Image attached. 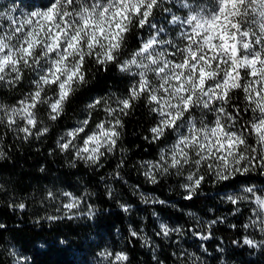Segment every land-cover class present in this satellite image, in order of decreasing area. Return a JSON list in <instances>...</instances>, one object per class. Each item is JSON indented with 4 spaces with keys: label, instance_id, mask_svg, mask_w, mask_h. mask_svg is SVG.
<instances>
[{
    "label": "clouds",
    "instance_id": "obj_1",
    "mask_svg": "<svg viewBox=\"0 0 264 264\" xmlns=\"http://www.w3.org/2000/svg\"><path fill=\"white\" fill-rule=\"evenodd\" d=\"M220 17L228 44L235 47L216 54L203 41ZM194 31L202 35L187 43ZM214 43L220 47L224 41L217 37ZM189 49L198 53L197 70L193 64L182 67L191 58ZM200 67L208 73L203 87ZM125 78L127 91L118 93L115 80ZM142 102L152 121L142 139L157 145V158L129 162L139 145L124 143L125 118ZM101 112L103 119L82 136ZM9 135L15 149L5 143ZM49 139L54 147L47 156L62 160V176L46 163L32 174L23 164V171L17 170V152L41 153ZM109 159H115L114 169L98 176L100 191H90L89 177ZM132 169L176 200L141 191L126 179ZM26 180L36 189L35 198L9 200L7 207L35 216V232L24 252L25 241L0 222V264H32L33 256L38 264V257L53 249L67 251L74 264H165L169 251L168 264H264V0H0V197L25 187ZM65 181L84 186L85 195L64 190ZM116 181L142 205L183 213L199 231L169 223L156 207L150 215L157 239L146 230L147 215L140 216L144 223L137 229L128 219L136 206ZM89 197L100 203H88ZM105 197L114 207H104ZM184 202L214 218L181 207ZM43 204L49 214L37 215ZM216 205H231V211L216 215ZM53 207L61 214H51ZM244 209L247 218L238 225L231 217ZM65 217L81 226L80 247H68L76 237L66 232L49 239L40 225ZM218 225L232 232H214ZM133 238L139 247H126L125 240Z\"/></svg>",
    "mask_w": 264,
    "mask_h": 264
},
{
    "label": "trees",
    "instance_id": "obj_2",
    "mask_svg": "<svg viewBox=\"0 0 264 264\" xmlns=\"http://www.w3.org/2000/svg\"><path fill=\"white\" fill-rule=\"evenodd\" d=\"M42 2V0H40ZM141 35L145 36L147 33L144 30H141ZM99 78V77H98ZM105 79L108 81V83L113 82V77L109 76L108 74H105ZM108 83L104 84V87L101 89H98L101 94H103L108 87ZM115 83L118 85V88L116 89L119 93L120 89H123L125 92L127 91L126 84L127 79L123 80H115ZM235 104H239L240 101L237 99L234 101ZM231 110V109H230ZM146 111L143 107V102L141 103L140 107L137 109L135 115L131 118H125V137H124V143L127 144L130 148L134 145L138 144L139 147L135 148L132 152V160L129 162L134 161L135 159H156V152H157V145L149 144L147 141H144L142 139L143 135H146V128L148 123H151L152 121H148L146 119ZM244 115V113H242ZM103 119V114L101 113H94L93 121L90 122L89 128L86 129V132L83 135H86L93 127L97 120ZM155 117H153L154 121ZM75 125L72 123H69L67 127L71 128ZM65 125H61V128H64ZM133 133H137V135L133 136ZM172 137L169 136L168 140L171 141ZM6 145L8 147H11L15 149V144L13 143L12 137L9 135L7 139L5 140ZM164 144V141H161V145ZM54 147V144L52 142V139H49L48 144L43 145L41 147V153H33L30 150L27 151L24 156H20V153L17 152V157H19L16 168L19 171H23V169L20 168V165L23 164L25 168L29 169V172L27 174H32L34 172L35 168L38 167L41 163H46L48 168H51L54 172H56L57 176H62L65 172V169L62 167V160L57 159L53 161L52 159L48 158L47 151L49 148ZM147 149V151H145ZM115 159H109L108 162L105 164V168L101 169L100 173L97 174L96 177H89L88 182L86 183V186L89 188V190H97L100 191L99 182H98V176L106 173L109 170H113L115 167ZM60 164L61 167L57 168L56 165ZM82 168V165L80 166ZM127 167V163H126ZM79 171V169H78ZM85 172L87 170H84ZM134 169L129 170L125 175L126 179L129 180L132 184H139L140 190L144 193H155L156 195H159L163 199H168L169 201L176 200L175 194L172 196H168L167 193L164 190V187L161 186H151L148 184H145L141 177L134 176L133 175ZM93 181H96L93 183ZM45 183H48L46 180ZM116 186L121 190L122 196L127 199L129 203H132L136 206V210L133 213L132 217H129L128 219L133 224L134 227L137 229L141 224L144 222L140 220L141 215H147V225L146 230L149 231L150 235H153L154 239H157L154 236V233L151 232L152 228L156 227L155 221L150 215V207H156L158 211L161 212V215L169 221V223L175 221L176 224L183 223L184 228L199 231V229L195 226V223L193 221L187 220V218L183 215V213H174L171 209H164L161 206H148V205H142L136 196L131 195V191L124 186L120 181H116ZM169 183H175L173 180H169ZM25 187L21 188L19 185H17L13 190L5 192L3 194V197H0V199L3 200V203L0 204V222H4L8 225V228L12 230V233L15 237H18L20 240L25 241V245L23 248L24 252L28 251L27 246V240L28 238L35 232V223L34 219L35 216L30 219V216L32 214H29L27 212L25 213H18L17 211L10 210L7 207L9 200H17V199H28L31 197L32 199L35 198V195L37 194L36 189L33 188L32 184L25 181ZM161 185H164V182L161 181ZM61 187L64 188V190L72 193L74 196L77 197H83L85 195L84 193V186H79L77 182L75 181H65ZM63 202H68V198L65 197ZM88 203L91 204H99L100 200L98 198L89 197ZM191 206L195 210L199 211L201 215L205 216V218H214V214H208L205 212V210L202 207H199L196 204H191L189 202H184L181 204V207H189ZM104 207H114V205L111 204V202H108L105 197V203ZM217 207V213L216 215L222 214V213H230L231 211V205H228L227 207L223 205H216ZM47 205L43 204L39 207V211L37 215H47L49 214L48 211H46ZM62 211H66L62 209ZM73 211H76L75 209ZM51 214L53 215H59L61 213H57L55 211V208L53 207L51 209ZM248 214V210L244 209L243 212L238 217H231V220L236 222L238 225H242L243 222L246 220ZM124 219L125 217L123 214H120L119 217V223L122 226V230L124 231L125 235H127L126 227H124ZM40 225H42L43 231L46 234V236L50 239L52 238L53 233L57 235H64L65 232L67 235H71L76 237V239H73L70 241L68 247H72L73 245L80 247L82 242L79 239V233L81 231V226L77 224V221L75 220H69L67 217H65L64 220H56V221H47V220H40ZM214 232H218V234H225V233H231V229H227L224 226L218 225L214 229ZM190 234V233H189ZM67 235L65 238H67ZM111 240L116 241L115 235H111ZM159 242V241H158ZM118 243V241H117ZM187 243V242H186ZM218 243V241H217ZM133 245H135L137 248L139 247V242L133 238L131 242L129 243L127 240H125V246L128 248H131ZM191 249V245H187ZM171 247V246H169ZM171 252L168 253V258L165 261V264H168V261L171 260ZM32 264H35V256L32 258ZM38 264H74V260L70 257L69 253L67 251H57L53 249L49 254L44 255L43 257H38ZM92 264H95L93 261Z\"/></svg>",
    "mask_w": 264,
    "mask_h": 264
},
{
    "label": "snow or ice",
    "instance_id": "obj_3",
    "mask_svg": "<svg viewBox=\"0 0 264 264\" xmlns=\"http://www.w3.org/2000/svg\"><path fill=\"white\" fill-rule=\"evenodd\" d=\"M137 11H139V8H137ZM147 15V13L145 14ZM217 18V21L212 23L211 25H209V28L211 29L210 34L206 37H204V43H205V47L212 53H216L218 54L220 49L223 48L225 50H227L229 47H235L234 45H229L228 44V36L227 34L224 32L223 27L219 24V20L221 19ZM202 35L201 32L199 31H194L189 33L188 35V40L187 43H190L193 39L200 37ZM219 37L220 40L224 41V43L222 45H220V47H217V45L214 43V41L216 40V38ZM201 41L199 39H197V43H200ZM190 53V59H186L184 61V64L182 65L183 68H187V66L189 64H193V70H197V66L193 63L194 61L197 60L198 58V53L195 51H192L191 49L188 50ZM204 62L205 63H211V61L208 59L207 56H205L204 58ZM221 63H223V61L221 60ZM239 69V65L236 64L232 71L229 73V79L232 78L233 73H236ZM200 74H201V79H200V86L203 87L204 86V78L208 76V73L204 70V68L200 67L199 68ZM256 73L253 72V75H255ZM177 82L180 81V77H176ZM181 91H183V85H181L180 88ZM66 147V145H65Z\"/></svg>",
    "mask_w": 264,
    "mask_h": 264
}]
</instances>
